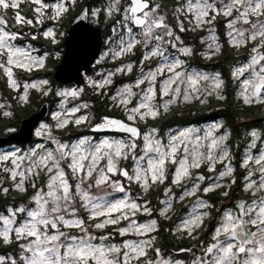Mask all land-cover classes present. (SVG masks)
<instances>
[{
    "label": "snow or ice",
    "instance_id": "1",
    "mask_svg": "<svg viewBox=\"0 0 264 264\" xmlns=\"http://www.w3.org/2000/svg\"><path fill=\"white\" fill-rule=\"evenodd\" d=\"M78 3L0 0V74L18 93L14 99L28 104L30 90L59 98L58 111L51 114L55 124L41 122L34 132L45 142L26 149L0 147V196L33 190L28 203L0 208V247H10L0 254V264H186L156 247L159 220L171 219L174 201L186 197L196 202L175 233L199 241L198 230L206 219L213 212L218 216L210 242H199V254L194 247L179 249L191 254L187 264H264V134L257 129L247 133L251 140L237 165L228 144L230 132L217 134L222 123H213L202 135L195 128L169 133L166 141L158 127L149 125L178 102L226 98L220 72L188 65L197 52L182 35L206 31L208 35L200 37L206 50L199 55L211 60L224 47L218 24H223L230 47L248 52L231 70L237 98L245 105H264V0H103L102 7L82 8L75 20L80 24L92 18L98 23L103 16L113 22L105 41L108 48L93 66L109 59L121 60L118 66L101 69L98 79L85 73L86 86L54 88L47 78L18 80L17 69H45L50 53L39 54L31 43H18L23 33L12 29L8 11L20 28L42 29L32 32L31 40L42 36L55 45L58 34L64 35L57 25ZM23 5H30L31 18L20 11ZM46 22L51 26L45 28ZM137 51V61L123 62ZM129 75L134 79L109 93L115 77ZM86 87L107 97L124 117L101 116L91 131L125 135L65 142L55 134L69 125L91 124L92 104L83 99ZM13 116L12 104L0 102V117ZM16 131L7 128L8 133ZM237 168L243 169L241 187L247 195L217 209L205 197L224 188L220 195L228 198L237 184ZM161 185L164 198L155 207L150 193ZM173 186L181 189L178 197Z\"/></svg>",
    "mask_w": 264,
    "mask_h": 264
},
{
    "label": "trees",
    "instance_id": "2",
    "mask_svg": "<svg viewBox=\"0 0 264 264\" xmlns=\"http://www.w3.org/2000/svg\"><path fill=\"white\" fill-rule=\"evenodd\" d=\"M103 3V0H79V3L77 5V9L70 12L69 16L67 17L65 24L67 25V29L69 28L70 24L73 22L75 17L81 12L82 8L85 6L88 7H96ZM25 6V5H24ZM21 11L24 12V14L31 15L29 12V8L26 6V8H22ZM20 27V26H19ZM27 26H24L23 28H20L22 32H25ZM220 32L223 33L224 26L223 24L219 25ZM43 40L44 38L40 36L37 40L33 41L31 40V36H29V40L40 47L44 46L43 43L40 42V40ZM45 40V39H44ZM65 37L63 38V41L57 45V47H65L64 44ZM224 45L222 51L220 54L214 56L211 60L204 59L202 56L199 55V51L194 56V61H196V64L201 65L203 68H212L215 70H218L224 80H225V90L223 92V95L226 97L224 100H218L215 97H212L208 102L206 103H200L199 101H196L194 103H191L185 109H181L176 107H172L169 109L167 113H163L160 117H158L155 121L150 120V123L154 126H159L162 131L168 128L178 126V125H188V124H201L203 122L212 121L221 119L223 120L224 126L228 127L231 132V142L240 143L245 137L246 133L250 129H263L264 128V105L260 104H253V105H245L243 104V101L241 99L237 98V87L236 82L232 79L231 76V69L232 66L235 65L238 61H240L242 58L246 57L247 50L245 48H241L239 50L234 49L230 47L227 44V40L223 38ZM199 46H201L199 44ZM58 61H52L49 60L48 65H46L45 69H39L34 70L30 73H27L25 75L26 79L31 80L37 76H40L44 74L47 76L53 83L56 82L54 73L55 69L58 66ZM51 67V68H50ZM126 79V78H125ZM0 80V91L4 98L9 97L12 101H14V109L15 114L12 118H5V120L1 121L0 123V136L7 135V128L9 127H15L16 129L19 127L21 121L24 118H27L30 116L34 111H36L42 103L45 101L50 102L52 106L56 104V102L59 100L57 97H54L51 95L48 97H44L41 100H35L29 102L25 105H20L17 103L15 99H13L14 92L12 89L7 87V81L6 79ZM121 77L118 78L117 81L122 82ZM13 93V94H12ZM93 102L95 105L93 107L96 108V118L98 119L99 116L102 114H114L111 111H107L106 108H103L102 106L106 104V101H101L100 96H94ZM92 102V104H93ZM73 125H69L67 129H71L73 132L70 136H65L66 138H74L79 136L80 134L76 133V130H73ZM67 130H61L60 132L62 134H65ZM87 132V131H85ZM78 134V135H77ZM246 138V137H245ZM237 156L239 154L237 153ZM239 162L236 164L238 165ZM237 184L233 185L232 190L230 192V195L228 198H225L220 195L221 192L224 190H217L215 192L209 193L207 196L212 201L217 209H220L223 206H227L230 203H233L235 199L241 198L245 196L246 194L242 191V182H243V171L240 170V168H237ZM152 192H155L154 190ZM30 196L29 193L26 194H19V193H13L11 192L7 196H0V208L6 206L8 202H11L12 200H27ZM153 200H156V197H153ZM216 216V218H212L213 220L210 221V219H207V229L205 231V234L210 235L216 226V222L218 220V216L215 212H213ZM168 233H166L165 230L162 231V239L161 242L163 246L168 247L174 245V242L169 240ZM189 240L186 238L179 240V246H184L186 243H188ZM14 247V246H13ZM10 250V247L8 246H2L0 247V253H5Z\"/></svg>",
    "mask_w": 264,
    "mask_h": 264
},
{
    "label": "rangeland",
    "instance_id": "3",
    "mask_svg": "<svg viewBox=\"0 0 264 264\" xmlns=\"http://www.w3.org/2000/svg\"><path fill=\"white\" fill-rule=\"evenodd\" d=\"M26 6L29 8V12L31 13L30 11V5H23L21 7L22 8H26ZM104 6L103 3L100 4L99 6H96V7H102ZM20 9V11H21ZM77 9V6L75 8V10ZM23 14L24 12L21 11ZM32 14V13H31ZM70 14V13H69ZM69 14L63 19V21L61 22L60 25H57V28H58V33L59 32H63L64 35H59L58 34V43L57 44H52L49 40L47 39H41L40 42L44 44V46L40 47L38 45H35L33 44L30 40H29V36H31L32 32L36 31L37 33L39 31H42V29H32L30 27L26 28L28 30H26L25 32H22L20 30V27L18 25H15V22L14 20L12 19V16H13V11L12 10H9L8 11V20H9V24L12 26V29L13 30H19L23 33V39L18 41V43L20 44H29L31 43L35 48H37L39 50V54H43L44 52H48L50 53L49 55V58L46 62V65H48V62L49 60H52V61H58L60 62V60L62 59L63 55H64V47H57V45H59L62 41H63V38L65 37L66 35V32H67V25L65 24V21L67 19V17L69 16ZM27 15V14H26ZM29 18H31L32 16L30 15H27ZM90 19V22L100 28L103 29V32H104V36H105V41L107 40V38L109 36L112 35V32H111V27H112V21L111 20H105L104 17L102 16L100 18V21L98 23L94 22L92 18H89ZM219 25H217V32H218V35L220 36V42L223 43V38H225L227 40V37L225 36V28L223 30V33L220 32V29H219ZM48 26H51V22H46L44 27H48ZM183 37L185 38V41L186 43H189V44H192L194 46V49L196 50V52H201V51H205L206 50V45L204 44H201L200 43V37L201 36H204L206 37L208 35V33L206 31L204 32H201V31H196V32H188V33H185V34H182ZM40 38V36H38ZM199 44L201 46H199ZM108 48V45L105 43V46L104 48L102 49L101 53L104 52L106 49ZM59 53V58L56 57V53ZM198 52V53H199ZM100 56V55H99ZM248 56V53L246 55V57L242 58L240 61H238L235 65L232 66V69L233 67H235L237 64H240V63H243L245 61V59L247 58ZM140 57V52L137 51L136 55L135 56H127V57H124L123 58V62H127L128 60H132V61H137ZM196 61H194V56L193 57H190L188 58V65L191 67V68H195V69H199L201 71H204V72H207V73H214V72H219L218 70H215V69H212V68H203L201 65L199 64H196L195 63ZM121 63V60H116V61H112V60H105L103 61L101 64L99 65H96V70H94V72L91 74V76L93 78H96L98 79L99 77L96 76V73L98 71H100L101 69L103 70H113L116 66H118L119 64ZM51 68V67H50ZM231 69V70H232ZM16 75H17V78L18 80L20 81H23V80H28L26 79L25 75H27V73L23 72L22 70H19L17 69L16 70ZM121 77L122 79V82L123 83H127V82H130V80L134 79V76L132 75H129V76H117L115 77V81L116 83L113 85L112 88L108 89L109 93L111 94V92L115 91V88L117 86H119L122 82L120 81H117V79ZM42 78H47L48 80H50L47 76H45L44 74L40 75V76H37L31 80H36V79H42ZM126 78V79H125ZM223 78V76H222ZM2 74H0V80H3L5 81ZM224 79V78H223ZM29 80V81H31ZM51 81V80H50ZM52 82V81H51ZM52 86L55 88V87H70V86H77V84L75 83H59V82H55L53 83L52 82ZM80 86H86V85H80ZM225 90V89H224ZM14 92V91H13ZM13 94V93H12ZM18 95V93L14 92V95H13V99L14 97H16ZM95 96V94H93L92 90L90 88H87L86 87V92H85V95L83 97V99H86L88 100L91 104L93 102V97ZM52 97V96H51ZM214 97V96H213ZM42 98H44V96H42L40 93L38 92H35V90H30V98H29V102L34 101L35 100H41ZM101 98V101H106V104H104L102 107L103 108H106L107 111H111L112 113L114 114H107V115H110V116H116V117H120V118H124L123 117V113L121 112L120 109L118 108H115L112 106L111 102L107 99V97H104V96H100ZM212 97H209L207 102L211 99ZM59 99V98H57ZM7 101L8 103L12 104V111L14 112L15 114V109L13 108L15 105H14V101H12L9 97L7 98H4L1 94V91H0V102H4V101ZM59 101V100H58ZM58 101L56 102V104L54 106L51 107L50 109V112H49V116L45 119H43L42 121L39 122V124L41 122H46V123H49V124H55V121H53L51 119V114L55 111H58ZM196 102L195 100L192 101L191 103H194ZM74 103V102H73ZM191 103H177L175 105H172L170 108L172 107H178V108H181V109H185V107H187L188 105H190ZM202 104V103H201ZM93 105H95V103L93 102L92 104V108H91V113H92V120H91V124L90 125H82V126H75L73 125V130H76V133L80 134L79 136L77 137H74V138H66L65 136H70L73 132L71 131V129H63V130H67L65 134H62L59 130L57 131L55 134L57 136H59L63 141L65 142H72V141H75L76 139L80 138V137H83V136H88V137H93L95 140H100L102 138H104L105 136L107 137H113V136H116V137H119V136H123L125 134H122V135H113V134H96V133H93V132H90L89 131V128L94 124L96 123L97 121V118L95 116L96 114V108L93 107ZM71 106V104L69 105ZM96 106V105H95ZM78 115H80V113H78ZM5 120V118H2L0 117V123L1 121ZM213 123H223V120L221 119H217V120H212V121H207V122H203L201 124H188V125H178V126H174V127H171V128H168L167 130L165 129L164 131L161 130V128L159 126H156L160 129V132L161 134L164 136L165 138V141L167 140V135L169 133H176V132H179L180 130H184V129H188V128H195V129H200V133L199 134H203V131L206 130L207 128H209ZM39 124L37 125V127L39 126ZM149 125H152L149 121ZM154 126V125H152ZM36 127V128H37ZM141 127H145L144 125H141ZM252 130V129H250ZM249 130V131H250ZM259 132H261V134H264V128L263 129H257ZM87 131V132H85ZM224 131H228L230 132V129L226 126H224L223 128H221L219 130V132L217 134H220ZM248 131V132H249ZM247 132V133H248ZM247 133L245 135V137H243L242 141L240 143H235V142H231V132H230V137H229V141H228V144L230 145V149H231V152L232 154L235 156V161L234 163H237L240 161L242 155H243V152H244V149L245 147L247 146V144L250 142L251 138L247 136ZM77 134V135H78ZM1 137V136H0ZM45 142L43 140V138H40V137H36L34 136V140L29 143V144H18V143H9V144H5V145H1L0 147L2 148H8L10 145H14V146H18L20 148H27L29 147L30 145L32 144H35V143H43ZM259 144V142H258ZM237 153L239 154V156H237ZM222 166L221 165H217V168H221ZM241 171H243V169H240ZM195 171V170H194ZM200 171H204L206 175H214V174H208L206 172V169H201ZM243 180V179H242ZM11 182L9 181L7 183L6 186H10ZM165 187V185H161L159 186L158 189H155L154 191L155 192H151L150 193V198L152 200V205L155 206V207H160L158 201L160 199H163L164 196H163V188ZM217 190H225L224 188H220V189H217ZM216 190V191H217ZM32 189L29 188V191L28 193L31 195L32 193ZM133 191L134 193L136 194H139V190L133 186ZM173 191L177 194V197L179 196L180 192H181V189L180 188H177L175 186H173ZM13 192V193H18L16 191H10V193ZM9 193V194H10ZM244 193V192H243ZM8 194V195H9ZM20 194V193H19ZM26 194V193H25ZM246 194V193H245ZM202 195V193L200 194ZM247 195V194H246ZM245 195V196H246ZM153 197H156V200H153ZM244 197V196H243ZM241 197V198H243ZM205 199H209L208 196L205 197ZM210 200V199H209ZM196 202V198L195 197H186L183 201L177 199L176 201H174L173 203V211L169 214L171 216V219L169 220H162L160 219L159 222H160V225H161V229H160V232L159 234H154V235H157V241H156V247H160L162 249V252L163 254L166 256V257H169V258H172V259H181V260H184L187 264V259L186 258H183V257H177L173 254V252L170 251V247H165L163 246L162 242H161V239H162V231L165 230L166 233H168V236L170 237L169 240L173 241L174 242V245L173 247L175 249H180L182 247H179V240L180 239H183V238H186L190 241L191 245L194 244V246H196V250H197V254H199V242H204V243H208L210 242V238H211V234L210 235H207L205 234V231L208 227L207 225V221H205V224L202 226L201 229L198 230V234H199V241H196V240H192L190 238H188L186 235H183V234H180V233H175V228L177 227V225L180 223V220L181 218L185 217L187 215V213L191 212V205H194ZM21 203H28V199L27 200H12L11 202H8V204H15V205H19ZM216 218L215 214L213 213V217L212 218ZM153 218H157L159 219L158 217L154 216ZM210 219L213 220V219ZM146 219H149V217H141V220H146ZM207 220V219H206ZM111 230V226L106 229L105 231H110ZM121 238L117 237V241H119ZM178 246V247H177ZM0 254H4V253H0ZM150 255H153L152 253H150Z\"/></svg>",
    "mask_w": 264,
    "mask_h": 264
},
{
    "label": "water",
    "instance_id": "4",
    "mask_svg": "<svg viewBox=\"0 0 264 264\" xmlns=\"http://www.w3.org/2000/svg\"><path fill=\"white\" fill-rule=\"evenodd\" d=\"M103 45L104 37L103 31L100 27L91 24L89 19L80 24H77L74 19L66 34L64 55L55 70V80L63 84L75 83L77 85H84L82 77L85 73L90 75L94 72L93 63L99 57ZM50 108L51 104L49 102L42 103L36 111L21 121L15 133H8L6 136L0 137V146L12 142L20 144L31 142L34 138V130L36 126L41 120L48 117ZM98 122L99 119L96 123Z\"/></svg>",
    "mask_w": 264,
    "mask_h": 264
},
{
    "label": "flooded vegetation",
    "instance_id": "5",
    "mask_svg": "<svg viewBox=\"0 0 264 264\" xmlns=\"http://www.w3.org/2000/svg\"><path fill=\"white\" fill-rule=\"evenodd\" d=\"M103 35H104V32H103ZM104 46H105V36H104ZM104 48V47H103ZM94 70H96V67H95V69ZM91 76V75H90ZM98 120V119H97ZM97 122V121H96ZM91 132V131H90ZM96 134H113V135H122V134H115V133H112V132H102V133H96ZM170 248V251L171 252H173V254L175 255V256H177V257H183V258H186L187 259V262L191 259V254H185V253H180L179 252V249H175L174 247H173V245L172 246H169ZM178 247V246H177ZM180 247V246H179ZM182 247V246H181ZM187 247H194L195 249H196V246H194V244L193 245H191V243H190V241L188 242V243H186V245H184L182 248H187Z\"/></svg>",
    "mask_w": 264,
    "mask_h": 264
}]
</instances>
